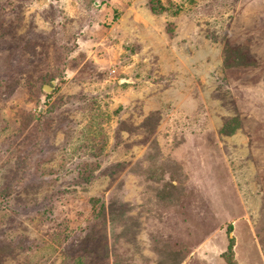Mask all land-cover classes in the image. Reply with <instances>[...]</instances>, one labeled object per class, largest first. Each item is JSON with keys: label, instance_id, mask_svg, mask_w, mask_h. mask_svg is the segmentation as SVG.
Returning <instances> with one entry per match:
<instances>
[{"label": "rangeland", "instance_id": "374dc122", "mask_svg": "<svg viewBox=\"0 0 264 264\" xmlns=\"http://www.w3.org/2000/svg\"><path fill=\"white\" fill-rule=\"evenodd\" d=\"M157 1L0 0V264H264V0Z\"/></svg>", "mask_w": 264, "mask_h": 264}, {"label": "trees", "instance_id": "16d2710c", "mask_svg": "<svg viewBox=\"0 0 264 264\" xmlns=\"http://www.w3.org/2000/svg\"><path fill=\"white\" fill-rule=\"evenodd\" d=\"M149 6H150V10L152 13L154 14H161L163 12V8L162 6L159 4V2L157 0H150L149 2ZM32 48V46H31ZM33 49V48H32ZM49 84V82H48ZM50 85V84H49ZM91 203L93 205V207H95L97 210H94L95 214L94 217H99V218H104L105 214L103 212V210L100 207H97V204L99 203L98 199H92ZM232 232V227L229 226L227 229V234L229 235ZM233 238H228V246H227V250L226 252L223 254L227 264H234V262L232 261V256H233Z\"/></svg>", "mask_w": 264, "mask_h": 264}, {"label": "water", "instance_id": "95a60500", "mask_svg": "<svg viewBox=\"0 0 264 264\" xmlns=\"http://www.w3.org/2000/svg\"><path fill=\"white\" fill-rule=\"evenodd\" d=\"M51 85H52L51 87H49V86H44V87H43V91H44L45 93H48L49 91H51V90H52V87L55 86V82H52Z\"/></svg>", "mask_w": 264, "mask_h": 264}]
</instances>
